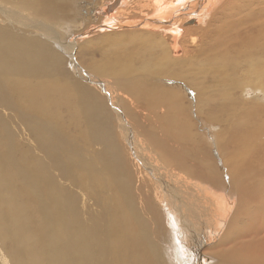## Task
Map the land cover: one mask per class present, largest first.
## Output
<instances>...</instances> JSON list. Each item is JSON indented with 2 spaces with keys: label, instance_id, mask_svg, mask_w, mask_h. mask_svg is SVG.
<instances>
[{
  "label": "bare ground",
  "instance_id": "bare-ground-1",
  "mask_svg": "<svg viewBox=\"0 0 264 264\" xmlns=\"http://www.w3.org/2000/svg\"><path fill=\"white\" fill-rule=\"evenodd\" d=\"M8 1L0 0V106L15 110L22 121L27 124L30 122V129L38 144L49 155V158L46 157L48 160H44L41 154L36 156L38 152H33V149L25 150L20 147L13 128L9 127V116L0 118L6 125L4 129L0 121V247L10 245V263L170 264L165 252L168 251L167 245L172 248L169 237L174 233V241L186 245L189 253L193 254L192 258L182 261V264H264V108L259 106L261 109H258L259 101L249 107L246 100L236 99L234 93L237 96V92H234L233 87L243 84L241 76L249 70L235 74L240 67L235 62V57L228 56V52L221 54L219 60H216L221 62H214L216 65L213 63L215 68L224 71L225 78L233 71V84L226 85L227 89L223 91V99L227 103L221 109H215L217 114L228 116L233 104L234 109L242 112V122H235V127L230 130L225 128L231 119L223 120L213 113L203 119L205 116H202V110L200 114L196 110L200 104L196 108L193 104L188 107L189 102H185L183 90L181 91L182 86L187 88L192 81L188 84L180 80L185 79L186 74L182 69L185 62L179 61L183 60L179 59V55H182L186 47L183 48L179 41L187 36L185 43L193 50L200 47L195 36L202 33V27H199L201 29L189 30L183 34L181 27L190 29L187 27L201 23L215 7H220L226 1L114 0L113 4L105 7L96 6L89 12L73 14V25L66 23L56 26L46 23L44 19L50 7L56 6L55 8L63 10L64 6L59 4L62 0H33L32 8L24 12L18 9L17 0H13L15 2L11 5ZM235 1L237 0H230L228 4ZM245 1V4L252 6V14L258 13L256 19L250 13L252 20L260 22L251 24L247 30L240 32L242 38L251 32L264 31V0H253L258 3L254 5L252 1ZM92 3L97 4V1ZM146 9L152 11L150 16L145 12ZM135 12L140 13L142 20H130ZM52 13L58 17L55 11ZM94 13L104 16L106 24L71 36L66 44L59 42L57 29L63 31L62 36L71 35L72 28L77 30L79 22L86 15L89 17ZM30 14L35 17H30ZM227 17L230 19V16ZM236 20L238 19L235 18ZM166 27L169 30H165ZM99 28L104 30L98 31ZM117 31L119 34L114 33ZM97 32H102L96 39V43L100 42L98 45H113L118 49L109 48L114 52H110L107 60H89L88 68L94 70L92 74L88 72L89 75L83 74L72 57L70 64L74 75L84 82L75 80L69 88L54 84L51 79L55 72L54 63L60 56L53 50V46L70 57L74 55L71 49L78 46V40H86L91 37V33ZM157 32L172 37V43L168 46L172 48L173 55L169 53L166 37L161 38ZM109 39H120V42L127 40L134 48L131 46L129 51V46L126 49L125 45L120 46L119 40L115 42ZM103 40L106 43L102 44ZM262 43L261 47H264V41ZM254 45L256 47L257 44ZM203 47L205 48L204 45ZM192 50H187L186 55H190ZM244 52L252 56L256 54L250 50ZM260 58L256 56L255 61L247 63L252 73L257 75L256 82L248 80L256 84V87L264 88V62ZM242 64L246 63H240ZM191 66L193 69V65ZM201 71L203 72L202 69ZM86 82L89 84H85ZM242 92L245 93L243 87ZM21 94L27 100L17 104ZM102 98L112 100L118 130L122 139L130 145V154L137 164L138 176L131 169L126 156L128 154L123 147L111 143L115 131L112 132L113 127H109L108 123L102 122L110 118L109 109L101 101ZM42 100L46 101L41 106L39 102ZM63 101L75 103V115L84 119L81 120L86 124L84 129L91 136V143L98 144L96 138H104L102 143L106 146L96 150L89 158L84 157L77 149L63 144L64 142H59L60 133L57 134L50 126H44L45 123L49 125L50 119L41 117V113L53 110L51 106L55 103L63 105ZM198 102L202 103V99H198ZM158 104L169 108L164 122L169 140L163 138L160 130L143 133L141 138L131 127L126 115H133L137 120L144 114V117L147 115L146 119L153 120L159 114ZM240 114L237 116L240 117ZM168 115L175 121L176 126L173 128L177 131L173 129L176 131L173 134L170 128L172 120L166 119ZM190 115L196 118L194 123L190 121ZM41 118L45 123L42 124ZM197 122L204 123L207 128L213 127L217 122H225V128L219 133V139L222 136L221 140L224 141L222 159L213 160L203 148L205 146H201L198 141L201 133L196 128L200 125ZM79 125L81 126L80 123ZM171 136L186 142L191 149L183 151ZM151 148L158 152L161 159L164 157L179 167L177 169L180 171L165 167ZM200 149L204 154L202 158L199 156L195 165H189L188 153H192L189 151ZM216 161L219 166L215 167ZM50 162L53 167L60 168L62 173L72 176L78 185L95 192L94 199L101 208L98 209L99 213L88 210L89 218L87 212L82 214L79 207L82 198L79 200L69 184L68 187L64 186L65 189L59 190L58 177L56 179L52 175ZM136 182L142 188L148 187L149 191L145 188L147 192L139 194ZM144 213L150 216L146 217ZM227 223L231 228L225 233L223 228ZM222 232L225 234L221 238L222 242L212 247L211 241Z\"/></svg>",
  "mask_w": 264,
  "mask_h": 264
},
{
  "label": "rangeland",
  "instance_id": "rangeland-1",
  "mask_svg": "<svg viewBox=\"0 0 264 264\" xmlns=\"http://www.w3.org/2000/svg\"><path fill=\"white\" fill-rule=\"evenodd\" d=\"M63 2L59 3V4H62L64 6L63 10H59L55 7H50V10L47 11V16L46 18L44 19L46 21V23H49L51 25H54L56 26V24H72V20L75 19L72 17L73 14H77L78 12H89L92 8L95 9L96 6H107L109 4H113L115 1L114 0H96L97 1V4H94L92 3L94 0H62ZM226 2H224L220 7H215L214 8V11H212L208 17L206 19H204L201 23H198V24H193L191 26H188L187 28H190V29H184L181 27V29L183 30V34H185L186 31H193L195 29L199 30L201 28L199 27H202V33L198 36H195L197 38V45H200V47H196L194 48L193 50L191 49L192 47L189 45V47L186 45L185 43V39L187 38V36H183V39L180 42V44L182 45L183 48L186 47V49H184L182 55H179V59H183V60H179L180 62L183 61L185 62L184 64H182V69H184L183 71L185 72L186 74V77L185 79H180V80H183L185 81V83H188L191 82L187 88H189L190 90H188L187 88L183 87L181 88V91L182 93L184 94L183 98L185 99V102H189V105L188 107H195L197 105H199L200 107H197L196 110L199 112L200 114V111L202 110V116H205L203 119H207V115L208 114H216L220 119H228L231 121L230 124H231V127H230V124H227V128H225V122H217L216 125H214L213 127H209L208 128L205 126L204 123L202 122H197L200 126H196V128H199L200 130V133H201V140L199 139L198 141L201 143V146H205L203 147L207 154L210 156V158H212L213 160L216 159V158H220L222 159V155H221V149L223 148L224 146V141L221 140L223 139V137L221 136V138L219 139V133L222 132L223 128L227 129V130H230L232 128H234V123L235 122H239L241 123L242 122V112L238 109H234V106L232 104L231 106V110L229 112L230 115L226 116L225 114H220V113H216V110H219V108L225 106V104L227 103L224 99H223V91L225 89H227V86L229 83L232 85L233 83L232 82V73L233 71H231V73H229V77L227 79V77L225 78V75H224V71H220L218 70L217 68H215V65L217 62H221V61H216V60H219L221 54L223 53H226L228 52V56L230 55V58H233L235 57L236 59V63L239 65L240 69L236 70L235 71V74L237 72H244L245 70H249L247 71V74L243 73L242 76H241V80H243V84L241 86H238V85H234L233 87L234 88V92H237V96H236V93H234V97L236 99L239 100V98L241 100H246V104L247 106L249 107H252V105H255L258 103V109H261L260 107L262 106L264 108V95H263V90L264 89L263 87L262 88H258L256 87V84L254 83H251L252 80L255 81L256 80V77L257 75L255 73H252V71L250 70L251 68L249 67V65L247 63L251 62V61H255V58L257 56V58H260L262 60V63L264 62V47H261L262 46V42L264 41V36H262L264 34V31L263 32H258V33H255V32H251V33H248L246 34L245 36H242L240 35V32H244L245 30H247L249 28V25L251 24H254V23H257V22H260V21H253L252 19V15L254 17V19L257 18V14H252V6H249L247 4H245L244 2H246L245 0H237L235 1L234 3L232 4H228L230 0H225ZM248 1H252L254 2L253 0H248ZM9 4L11 5V3H14L15 1L13 0H9L8 1ZM240 2V3H239ZM17 5L19 6V10L21 12H24V10L26 9H31L32 8V5H33V0H17ZM241 4V5H240ZM254 4H258L257 2H254L252 5ZM66 5H67V9H66ZM232 6V7H231ZM242 6V7H241ZM223 7V8H222ZM228 7V8H227ZM228 10H227V9ZM230 8V9H229ZM243 8V9H242ZM230 10V11H229ZM232 10V11H231ZM235 10V11H234ZM55 11L58 15L55 16L52 12ZM224 13H223V12ZM145 12L150 16L151 12L150 10H145ZM228 13V14H227ZM236 13V14H235ZM243 13V14H242ZM248 13V15H247ZM250 13L252 15H250ZM212 14V15H211ZM231 14V15H230ZM219 15V16H218ZM30 17L34 18L35 15L34 14H30L29 15ZM60 16H62V18H60ZM88 15H86L83 20H81L78 24V27L77 30H75L74 28H72V31L70 33H72L71 35H68V36H62V30L60 29H57V34H59V37H60V41L61 43H64L66 44L67 42H69L71 36H74L76 34H80L82 32H85V31H89L91 30L92 28H95V27H99L101 26L102 24H106V20H105V17L104 16H98L97 13H94L92 14L91 16L87 17ZM212 16V17H211ZM216 18H215V17ZM227 16H230V19L229 17ZM239 16V17H238ZM244 16V17H243ZM246 16V17H245ZM233 17V18H232ZM213 18V19H212ZM226 18V19H225ZM235 18L238 19L235 21ZM210 19V20H209ZM232 19V20H231ZM131 21H139V20H142V17L140 16V13L139 12H135L132 17L130 18ZM221 20L223 22V24H225L223 26L222 22L219 21ZM204 21L206 23H204ZM212 21V22H211ZM233 21V23H232ZM235 21V22H234ZM249 22V23H248ZM212 23V25H210ZM217 23V24H216ZM222 24V26H221ZM226 24L228 25V27H226ZM232 26H231V25ZM236 24H238V26H236ZM73 25V24H72ZM203 25V26H202ZM210 25V27H209ZM234 25V26H233ZM212 26V27H211ZM221 26V27H220ZM208 27L210 29H208ZM235 27V28H234ZM168 27H166L165 30H169V28L167 29ZM204 28H206L207 30H205ZM212 28H215L216 30H212ZM219 28V29H218ZM222 28V29H220ZM229 28V29H227ZM233 28V29H231ZM243 30H242V29ZM236 29V30H235ZM100 30H104V29H100ZM211 30V32H210ZM229 30V31H228ZM238 30V31H237ZM220 31V32H219ZM203 32H204V35H203ZM209 32V34H208ZM225 32H226V35H225ZM109 33V32H107ZM115 34H119L118 31L117 32H114ZM161 38L162 36H165L163 38H165V41H166V44L167 46L169 44L172 43V37L169 35V34H164L163 32H157ZM227 33H230L227 34ZM102 34V32H97V33H91L90 34V38L86 39V40H78V46L71 49V52L74 53L73 56H67L65 54H62L61 51H59V49L55 46H53V50L57 51L58 52V55L60 56L57 61L54 63V67H55V72L53 73V76L51 79L54 80V84L58 85V86H64L66 88H69L71 87V85L73 84V81L75 80H80L82 81L79 77H77V75H74V71L72 69V66H71V58L74 57L75 60H76V63L77 65L80 66L81 68V71L83 72V74L85 75H89V73H94L92 70H90L88 68V65L90 64V61L89 60H107L109 58V54L110 52L113 53L114 50H110V49H113L115 48L116 50L118 49V47H114L113 45L110 47L109 45H105L104 43V40H103V43L104 44L103 46H100L98 45L100 42H97L96 43V39L97 37H99L100 35ZM111 34V33H109ZM216 34V35H214ZM220 34V35H219ZM234 34V35H232ZM250 34V36H249ZM262 34V35H261ZM219 35V36H218ZM237 35V36H235ZM253 35V36H252ZM261 35V36H259ZM112 36V35H111ZM159 36V37H160ZM259 36V37H258ZM124 37V36H123ZM190 37V36H188ZM207 37V38H206ZM212 37V38H211ZM232 40H231V38ZM239 37V38H238ZM228 38V39H227ZM235 38V40H234ZM260 40H258V39ZM224 39V40H223ZM241 39V40H239ZM110 41H112L113 39H109ZM119 40V43H120V46L122 45H125L124 47L127 49L128 47V50L130 51V47L132 46L131 45V42H127V40H121L122 42H120V39H117V40H113L115 42H117ZM210 40V41H209ZM231 40V41H230ZM239 40V41H238ZM247 40V41H246ZM257 40V41H256ZM43 41L46 42V40L43 39ZM101 41V40H100ZM217 41V42H216ZM225 41V42H224ZM237 41V42H236ZM256 41V42H255ZM262 41V42H261ZM102 42V41H101ZM171 42V43H170ZM214 42V43H213ZM260 42V43H259ZM125 43V44H124ZM129 45H128V44ZM205 43V44H204ZM222 43V44H221ZM234 43V44H233ZM246 43V44H245ZM259 43V44H258ZM183 44H185L183 46ZM215 46H214V45ZM227 44V45H225ZM254 44H257L256 47ZM261 44V45H260ZM203 45L205 46V48L203 47ZM220 45H221V48H220ZM237 45V46H236ZM248 45V47H247ZM260 45V46H259ZM194 46V45H193ZM218 47L219 49L216 50V48L214 47ZM138 45L135 46V48H137ZM203 47V48H202ZM231 47V48H229ZM110 48V49H109ZM132 48H134L132 46ZM200 48V49H199ZM209 48V49H208ZM226 48V49H225ZM229 48V50L227 49ZM233 48V49H232ZM235 48V49H234ZM254 48V49H253ZM204 49V51H203ZM208 51H207V50ZM214 49V50H213ZM221 49V50H220ZM247 49V50H246ZM168 50H169V53L170 55H173V50L170 46H168ZM187 50H192V52L190 53V55H186V51ZM198 50V51H197ZM200 50V51H199ZM202 50V51H201ZM213 51V52H209V51ZM220 50V51H219ZM224 50L226 52H224ZM232 50V51H230ZM236 50V51H234ZM253 51L255 52V56H252L250 53L248 52H244V51ZM258 50V51H257ZM260 51V52H259ZM263 51V52H262ZM202 52V54H201ZM205 52V53H204ZM262 52V53H261ZM209 55H208V54ZM214 53L216 54L214 56ZM220 54V55H219ZM239 55L238 57L235 56V55ZM198 55V56H197ZM200 55V57H199ZM209 57V61L204 57ZM233 55V56H232ZM241 55V56H240ZM262 55V56H260ZM190 56V58H189ZM195 58V59H192V57ZM183 57V58H182ZM188 57V58H187ZM199 57V58H198ZM213 57V58H212ZM216 58V59H215ZM218 58V59H217ZM199 59V61H198ZM211 59V60H210ZM215 59V60H214ZM187 60H189V62H187ZM196 62H195V61ZM193 61V62H192ZM178 62V61H176ZM204 62V64L202 63ZM216 62V63H214ZM242 62H245L246 64H242L240 65V63ZM192 63V64H191ZM194 63V64H193ZM200 63V64H199ZM215 65H214V64ZM213 64V65H212ZM190 65V66H189ZM193 65V69H192V66ZM195 65V66H194ZM212 67H211V66ZM209 68H208V67ZM200 67V68H198ZM206 67V68H204ZM243 67V68H242ZM197 68V69H195ZM213 68V69H212ZM195 69V70H194ZM201 69L203 70V72L201 71ZM204 69H207V70H204ZM211 69V71H210ZM216 69V70H215ZM243 69V70H242ZM73 71V72H72ZM200 71V72H199ZM249 74V75H248ZM231 75V76H230ZM250 77V78H249ZM225 78V79H224ZM231 80H230V79ZM227 79V80H226ZM251 81H249V80ZM62 80V81H61ZM190 80V81H188ZM187 81V82H186ZM84 82V81H82ZM225 82V83H224ZM256 82V81H255ZM59 83V84H58ZM250 83V85L248 84ZM85 84H89L88 82H86ZM192 84V85H191ZM62 86V87H63ZM203 87V89H202ZM242 87L244 88L245 90V93H241L242 91ZM258 88V92L257 90L256 91H253L254 89ZM186 89V90H185ZM237 91H236V90ZM261 89V90H260ZM189 91V92H188ZM190 93V94H188ZM199 93V95H198ZM203 93V95H202ZM187 94V95H186ZM242 94V95H240ZM190 95V96H189ZM205 95V97H203ZM257 95V96H256ZM189 96V97H188ZM240 96V97H239ZM260 96V97H259ZM108 97V96H106ZM256 97V98H255ZM235 98H233V100H236ZM198 99H202V103L201 102H198ZM255 99V100H254ZM259 99V100H258ZM27 100V97L24 95V94H21L19 95L18 99H17V104H21V103H24L25 101ZM193 102H191V101ZM205 100V102L203 101ZM46 100H42L40 101V105L41 103L44 104L43 102H45ZM101 101L104 102V104L108 107L107 110L109 109V120L108 121H102L104 122L105 124L107 125H110L109 127H113L112 128V132H114L115 134H113L114 136L112 137V142L113 144H115V146H118L121 145L123 147V149L125 150L126 155L129 159L128 161H130V164L132 166L131 169L135 170V174L138 176L139 174L137 173V164L136 162H134L132 159L133 156L130 154L132 153V151L130 150V145L128 144V142L126 140H123L120 135V132L118 130V121H117V118L115 116V110L114 108H112L111 106V101L107 98H102ZM60 102L58 103H55L53 104L52 106H55V107H52L53 110L49 111V112H43L41 113V117L43 118H49V122L47 125V123H45V121L43 120V118H41V122L42 124H44V126L46 127H49L50 126V129L54 130V131H57L56 133L59 134L61 137H60V140L61 139H65L64 141L63 140H59V142H64L63 144L65 145H69L71 147H73L74 149H77L76 151H78L79 153H81L84 157L86 158H89L93 155V153L96 151V150H100L102 149L104 146H106V144L102 143V141L104 140V138L101 140V139H97L96 138V143L98 144H94L93 142L91 143L90 142V139H91V136L87 134L86 132V129H84L85 127V122L84 119H82V117L80 116H77L75 115V112L74 110H76V105L74 102H61L63 103V108L62 106L59 104ZM71 103V104H70ZM198 103V104H197ZM65 104V105H64ZM74 104V105H73ZM191 104V105H190ZM193 104V105H192ZM71 105V106H70ZM73 105V106H72ZM236 105V104H235ZM42 106V105H41ZM238 106V105H237ZM260 106V107H259ZM5 106H0V115L1 117L0 118H7L8 116L11 118L8 117V120L11 121V123L9 122V127L12 129V131L16 134V137L17 139L19 140V143H20V147H22L23 149H33L34 151L33 152H38L36 153V156L39 157V155L41 156L42 159L44 160H48L47 158H49V155L43 151L40 147V145L38 144V141H37V138L35 136V134L33 133V131H31V123L29 122V124H27L26 122L22 121V119L20 118V115L18 116V114H16L15 110L13 111L12 109H8L5 107ZM210 107V108H209ZM57 110H56V109ZM151 108H154V107H151ZM158 116L153 118V120L151 119H146L147 118V115L144 117V114L140 115L137 120L135 119V117L133 115H126V118L129 120V123L131 125V127L135 130L136 133L140 134V137L143 138V133L146 134V132H155L156 130H160L163 134V138H166L167 140H169V134L168 132L166 131V128L164 127V122H165V115L167 113V111H169V108L167 106H163L162 104H158ZM201 108V109H200ZM220 108V109H221ZM60 109V110H59ZM62 109V110H61ZM199 109V110H198ZM216 109V110H215ZM233 109V110H232ZM56 110V112L54 111ZM73 110V111H71ZM211 110V111H210ZM213 110V112H212ZM235 110V112H234ZM4 111V112H3ZM59 111V112H58ZM233 111V112H232ZM237 111V112H236ZM8 115H7V114ZM48 113H50L51 115H48ZM57 113V114H56ZM235 113V114H234ZM238 113H241L240 114V117L237 116ZM14 114L17 116H14ZM68 114V115H67ZM153 114V113H152ZM192 115L194 114L191 113ZM47 115V116H46ZM62 115V116H61ZM75 115V116H74ZM233 115V116H232ZM57 116H58V119H57ZM73 116V117H72ZM191 116V115H190ZM232 116V117H231ZM237 116V117H235ZM62 117V118H61ZM65 117V118H63ZM235 117V118H233ZM168 118V120L171 121V125L172 127L170 126V128L173 130H176V128H173L175 127L176 125L174 124V120L173 118H170V116H166V119ZM194 118L193 116L189 117L190 121L193 122L194 121ZM11 119V120H10ZM56 119V120H55ZM60 119V120H59ZM83 121H82V120ZM235 119V120H234ZM239 119V120H238ZM63 120V121H62ZM64 120L66 121L64 123ZM71 120V121H70ZM80 120V121H79ZM196 120V118H195ZM238 120V121H237ZM1 123L3 124V121L0 120ZM174 121V122H173ZM76 122V123H75ZM110 122V123H109ZM151 122V123H150ZM63 123V125H61ZM69 123V124H68ZM78 123V124H77ZM79 123L81 124V126L79 125ZM194 123V122H193ZM220 123V124H219ZM61 126H60V125ZM67 124V125H66ZM84 124V125H83ZM233 124V125H232ZM69 125V126H68ZM113 125V126H112ZM4 127V129L6 128V125L5 123L2 125ZM28 126H29V129H30V132H29V129H28ZM53 126V127H52ZM67 126V127H66ZM219 126H221L219 128ZM69 127V128H68ZM193 127V125H192ZM65 128V129H64ZM107 128V127H106ZM195 128V129H196ZM59 129V130H58ZM68 129V130H67ZM85 131H84V130ZM172 131L171 134L175 133L176 131ZM120 135V136H119ZM33 136V137H32ZM90 138H89V137ZM86 138V140H85ZM89 138V140H88ZM171 139H175L174 137H170ZM67 139V140H66ZM176 140V139H175ZM122 141V142H121ZM125 141V142H124ZM174 141V140H173ZM88 142V143H87ZM177 144L180 146V148L183 150V151H187L189 149H191L190 145H188L186 142L184 141H179V140H176ZM119 143V144H118ZM204 143V144H203ZM206 143V144H205ZM88 144V145H87ZM91 144V145H90ZM93 144V145H92ZM126 144V145H125ZM98 148H96V147ZM77 147V148H76ZM88 147V148H87ZM91 147V149H90ZM95 147V149L93 148ZM125 147H127V149H125ZM100 148V149H99ZM25 149V150H26ZM39 149V150H38ZM42 151H41V150ZM131 151H129V150ZM94 150V151H93ZM152 152L159 158L158 160H160L163 165H165V167H168L169 169L172 170L173 169H176L178 171H180L179 167H177L176 165H174L173 163H170L169 161L165 160L164 157L161 159L160 155L158 154V152L151 148ZM155 150V151H154ZM88 151V152H87ZM189 151V152H192V153H188V162H189V165H195L196 162H197V159H199V156L200 158H202V156L204 154H202L203 150L200 149V150H197L195 151ZM201 153H200V152ZM32 152V153H33ZM198 153V154H197ZM38 154V155H37ZM192 154V155H190ZM197 154V155H196ZM46 155V156H45ZM130 155V157H129ZM195 155V157H194ZM132 156V157H131ZM37 157L38 161H39V158ZM45 157V158H43ZM47 157V158H46ZM186 157V156H185ZM187 159V158H186ZM40 162V161H39ZM132 162V163H131ZM168 162V163H167ZM135 163V164H134ZM217 163V161H216ZM218 165V163L215 165V167ZM173 166H176V167H173ZM219 166V165H218ZM2 167V161H1V157H0V169ZM50 167L52 169V175L54 177H56V179L59 181V190L60 189H65L64 186L68 187V184H69V187L72 189V190H75V194L78 195V198L79 200L82 198L84 204L86 203L88 205L89 203V207L85 204L83 205V202L82 200L79 201V207H80V210L83 213H86V215L88 214V210L89 211H92L93 213H99L101 208L99 207V205L97 204L96 200L94 199V194L95 192H91L90 189H87L85 187H81L80 185L77 184V182H74V178L70 175H67V174H64L62 173L61 169L60 168H55L51 165V162H50ZM141 167V166H140ZM50 169V170H51ZM141 170L143 171V175L146 174V172L143 170V168L141 167ZM54 172V173H53ZM56 172V173H55ZM146 176V175H145ZM68 179L69 182H73V183H69L68 182ZM67 181V182H65ZM65 182V184H64ZM72 184V185H71ZM137 184V182H136ZM139 184V183H138ZM135 185V187H137V191L139 194H142V193H146L147 191H149V188L148 187H144L142 188L141 186H138ZM140 185V184H139ZM78 186V188L76 187ZM74 188H77V189H74ZM141 188V189H139ZM147 189V191L145 192V190ZM86 189V190H84ZM59 190H58V193H59ZM78 192H77V191ZM80 190V191H79ZM86 191V192H85ZM89 191V192H88ZM153 189L150 190V192L152 193ZM81 192V193H79ZM85 193V194H84ZM83 195H86V196H83ZM82 196V197H80ZM143 196H145V194H143ZM85 197V198H83ZM96 198V197H95ZM86 199V200H85ZM140 199V197H139ZM88 200V201H87ZM92 200L94 202H92ZM86 201V202H85ZM140 202H141V199H140ZM91 203H95V204H91ZM81 204V205H80ZM93 205V207H92ZM95 205V206H94ZM84 207V208H82ZM86 207V208H85ZM95 207V208H94ZM140 207L142 209V205L140 204ZM82 208V209H81ZM100 209V210H98ZM145 214V213H144ZM89 215L88 214V218H89ZM124 215L127 217V214L124 212ZM146 217L150 216V215H146ZM174 229H176L175 226H173ZM210 228V226H209ZM209 228L207 227L206 228V232H208ZM231 228L230 225L227 223L225 225V228H223V231L226 233L228 232V229ZM127 229V228H126ZM224 232H222V234L220 236H218L217 238H214L212 241H211V246L214 247L216 246L217 244H219V242H222L221 238L223 236H225ZM133 233V231H132ZM174 234V233H173ZM171 234L170 235V240H171V246L172 248L170 249L169 246L170 245H167V252H165V254H167V258L166 260L169 262H171L172 264H182V261H186L188 260V258H192L191 255L193 256L192 253H189V248L186 246V245H182L180 244L179 242H175L174 241V235ZM198 240V238H197ZM192 245H195V244H191ZM172 258V259H171ZM10 245H6L4 247H0V264H11L10 263ZM170 263V264H171ZM168 264V263H167Z\"/></svg>",
  "mask_w": 264,
  "mask_h": 264
}]
</instances>
